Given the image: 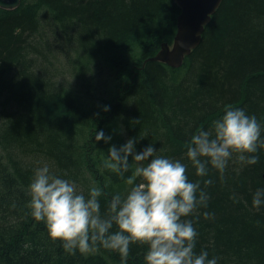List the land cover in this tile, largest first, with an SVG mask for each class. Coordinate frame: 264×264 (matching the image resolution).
<instances>
[{
	"label": "trees",
	"instance_id": "16d2710c",
	"mask_svg": "<svg viewBox=\"0 0 264 264\" xmlns=\"http://www.w3.org/2000/svg\"><path fill=\"white\" fill-rule=\"evenodd\" d=\"M179 13L172 0H21L0 9V264H122L103 247L68 253L30 215L28 186L44 163L86 194L106 186V214L112 194L129 187L101 163L110 144L125 143L120 127L126 140L138 138L137 151L152 143L157 154L186 161L192 135L211 130L227 108L264 121V0H222L180 68L146 61L172 43ZM59 38L76 53V91L36 71L34 55ZM101 129L107 143L95 141ZM255 154L247 164L233 153L223 174L209 165L203 177L189 163V179L209 197L188 217H199L195 251L218 264H264V206H252L264 187V149ZM134 169L132 161L127 175ZM146 250L132 244L127 264H144Z\"/></svg>",
	"mask_w": 264,
	"mask_h": 264
},
{
	"label": "clouds",
	"instance_id": "9594fccd",
	"mask_svg": "<svg viewBox=\"0 0 264 264\" xmlns=\"http://www.w3.org/2000/svg\"><path fill=\"white\" fill-rule=\"evenodd\" d=\"M111 139L102 129L95 131V141ZM137 142V137H130L119 147L110 144L102 159V168L129 186L112 194L106 214L100 202L106 186L94 184L86 194L75 181L52 173L45 164L35 170L28 186L30 215L43 221L50 238L70 254L103 247L118 252L122 264H127L131 245L141 243L147 245L144 264H218V257H209L206 249L195 251L194 219L199 217H188L206 208L209 197L199 180L189 179L187 169L190 163L203 177L210 165L223 174L233 153L247 164L257 163L255 153L264 149V121L242 107L227 108L212 121L211 130L192 135L186 161L157 154L152 143L137 151ZM132 161L134 172L127 175ZM252 206L258 211L264 206V187L253 193Z\"/></svg>",
	"mask_w": 264,
	"mask_h": 264
},
{
	"label": "water",
	"instance_id": "95a60500",
	"mask_svg": "<svg viewBox=\"0 0 264 264\" xmlns=\"http://www.w3.org/2000/svg\"><path fill=\"white\" fill-rule=\"evenodd\" d=\"M180 13L176 21V33L172 45H160L155 56L146 61L160 62L178 69L184 59L200 44L205 27L219 8L222 0H172ZM21 0H0V9L14 10ZM264 179V174L262 175Z\"/></svg>",
	"mask_w": 264,
	"mask_h": 264
},
{
	"label": "rangeland",
	"instance_id": "374dc122",
	"mask_svg": "<svg viewBox=\"0 0 264 264\" xmlns=\"http://www.w3.org/2000/svg\"><path fill=\"white\" fill-rule=\"evenodd\" d=\"M171 45L172 43L169 44V46ZM73 49L74 47L72 48V45H69V43L67 44L64 38H59V40L55 41L53 50L49 51L46 49L44 50L45 52H43L44 54L39 55L36 53L34 55V60L38 62L37 66L42 64V68L36 71L39 73L41 71L43 73L47 72L50 75V81L53 82L55 87L61 88L62 91H76L77 89L74 79L77 59L76 53ZM119 131L121 133V138H123L126 142L124 129L120 127ZM43 165H45V163ZM77 189L86 193V188H84L82 185H77Z\"/></svg>",
	"mask_w": 264,
	"mask_h": 264
},
{
	"label": "bare ground",
	"instance_id": "6f19581e",
	"mask_svg": "<svg viewBox=\"0 0 264 264\" xmlns=\"http://www.w3.org/2000/svg\"><path fill=\"white\" fill-rule=\"evenodd\" d=\"M169 45V44H168Z\"/></svg>",
	"mask_w": 264,
	"mask_h": 264
}]
</instances>
